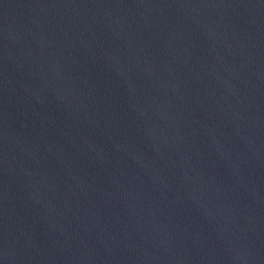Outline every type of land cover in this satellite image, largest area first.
<instances>
[{"label":"water","instance_id":"95a60500","mask_svg":"<svg viewBox=\"0 0 264 264\" xmlns=\"http://www.w3.org/2000/svg\"><path fill=\"white\" fill-rule=\"evenodd\" d=\"M0 190L56 264H264V0H0Z\"/></svg>","mask_w":264,"mask_h":264}]
</instances>
